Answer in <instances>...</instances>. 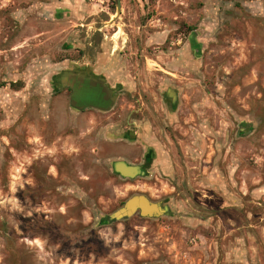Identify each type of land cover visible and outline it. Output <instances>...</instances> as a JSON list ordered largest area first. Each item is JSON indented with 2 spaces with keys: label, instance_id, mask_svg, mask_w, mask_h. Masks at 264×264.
<instances>
[{
  "label": "rangeland",
  "instance_id": "374dc122",
  "mask_svg": "<svg viewBox=\"0 0 264 264\" xmlns=\"http://www.w3.org/2000/svg\"><path fill=\"white\" fill-rule=\"evenodd\" d=\"M119 3L0 0V264H264V0ZM97 58L120 99L74 111L51 77ZM166 85L169 170L123 180L108 135ZM136 195L169 212L102 224Z\"/></svg>",
  "mask_w": 264,
  "mask_h": 264
},
{
  "label": "flooded vegetation",
  "instance_id": "af4514ba",
  "mask_svg": "<svg viewBox=\"0 0 264 264\" xmlns=\"http://www.w3.org/2000/svg\"><path fill=\"white\" fill-rule=\"evenodd\" d=\"M193 47L195 48V46ZM193 54V60L196 61L197 50L194 49ZM95 60L94 63L81 65L77 63V60L73 59L68 62L67 66L51 77L52 88L56 91L65 92L68 105L74 111H93L105 114L110 112L120 99L123 88L116 81V78L109 82L105 73L100 69V65L97 64L100 62V58ZM160 97L163 108L158 109L151 103L144 106L143 103L139 104V102H136V106L124 120L122 114H118L119 123L124 121L125 126L130 128L126 132L134 134V139L138 141L143 139L142 116L149 117V119L147 118V123L150 128L148 130L150 139L148 142L150 143L152 141L157 142L156 136L160 133V135L164 134L170 119L175 117L179 106L178 89L166 85L163 87ZM157 204L162 207L161 203Z\"/></svg>",
  "mask_w": 264,
  "mask_h": 264
},
{
  "label": "crops",
  "instance_id": "0c3cea01",
  "mask_svg": "<svg viewBox=\"0 0 264 264\" xmlns=\"http://www.w3.org/2000/svg\"><path fill=\"white\" fill-rule=\"evenodd\" d=\"M143 139H134V134L130 132L124 133H111L108 136V142L114 144L115 148L111 154L110 164L112 162L121 161L130 167H139L141 175L136 178H149L155 173L166 174L169 170L168 161L163 156L158 142L150 141L147 133V126H144ZM147 128V129H146ZM129 135V137H128ZM107 137V135L105 136ZM107 139V138H106ZM125 148V152L120 154V149ZM145 163L148 166H145ZM122 179V178H121ZM134 179H123V180H134ZM136 181V180H134Z\"/></svg>",
  "mask_w": 264,
  "mask_h": 264
},
{
  "label": "water",
  "instance_id": "95a60500",
  "mask_svg": "<svg viewBox=\"0 0 264 264\" xmlns=\"http://www.w3.org/2000/svg\"><path fill=\"white\" fill-rule=\"evenodd\" d=\"M119 10L120 3L119 0H117V12H119ZM145 166L147 167L148 164L145 163ZM110 167L112 172L122 179H134L136 176L141 175L139 167H130L121 161L112 162ZM167 212H169V208L167 206L163 205L162 207H159L158 204L151 202L147 197L143 195H136L127 199L123 206L107 219H103L102 224H108L130 218L136 213H138L141 218H156Z\"/></svg>",
  "mask_w": 264,
  "mask_h": 264
},
{
  "label": "built area",
  "instance_id": "2783aa9c",
  "mask_svg": "<svg viewBox=\"0 0 264 264\" xmlns=\"http://www.w3.org/2000/svg\"><path fill=\"white\" fill-rule=\"evenodd\" d=\"M88 1H90L91 3H94V4H98V3H102L106 0H88Z\"/></svg>",
  "mask_w": 264,
  "mask_h": 264
}]
</instances>
